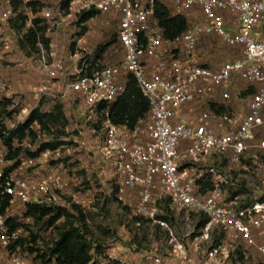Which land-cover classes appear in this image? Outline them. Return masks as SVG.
I'll use <instances>...</instances> for the list:
<instances>
[{
	"label": "built area",
	"instance_id": "2783aa9c",
	"mask_svg": "<svg viewBox=\"0 0 264 264\" xmlns=\"http://www.w3.org/2000/svg\"><path fill=\"white\" fill-rule=\"evenodd\" d=\"M160 2L169 3L171 16L190 17L192 26L168 38L156 18ZM17 3L19 11L30 15L27 28L41 18L51 32L64 27L70 17L90 10L118 22L122 60L88 75V60L79 55L84 36L76 39L69 82L59 96L68 100L76 95L86 121H93L99 117V104H112L125 93L124 75L132 74L149 102L147 115L132 129L114 123L109 110L99 119L102 150L112 162L113 178L135 192L134 215L159 223L163 229L167 223L158 216L166 204L177 213L184 212L190 228L192 214L208 218L196 228L193 240L201 250L200 260L189 252V244L170 231L172 253H133L115 242L93 264H241L232 261L235 244L253 247L264 256V200L245 207H238L237 199L227 202L226 180L220 175L214 176L213 188L206 195L197 192L207 158L226 156L230 166L240 167L251 150L255 131L264 126V0H0V45L6 50L13 48L10 20L17 15ZM32 6L41 9L34 14ZM211 39L240 48L242 57L219 66L203 65L198 47ZM39 47L40 57L31 60L39 62L46 77L41 93L54 98L57 89L53 86L65 67L61 61L48 59L42 44ZM239 80L254 88L248 112L212 110L219 90ZM223 98L229 100L231 94L226 92ZM260 147L264 150V140ZM7 155L0 145V189L10 207L51 203L58 192L80 204L64 172L53 164L52 151L22 157L14 168ZM9 218V213L0 214V264H30L17 245L23 229L12 230ZM216 230L224 237L213 247L211 237ZM190 237L188 231L187 241Z\"/></svg>",
	"mask_w": 264,
	"mask_h": 264
},
{
	"label": "rangeland",
	"instance_id": "374dc122",
	"mask_svg": "<svg viewBox=\"0 0 264 264\" xmlns=\"http://www.w3.org/2000/svg\"><path fill=\"white\" fill-rule=\"evenodd\" d=\"M77 21L78 17L75 18L72 16L68 19L64 27L53 29L49 34L52 39L53 45L51 47L53 50L52 53L54 54L53 56L51 54L50 60L61 61L65 67L64 72L60 74L57 80V85L60 88L56 90V96L54 98L44 95L41 93V90L33 92V94L32 91L20 92V90L19 92H12V86L0 74V99L4 97L11 98L14 106L9 110L14 109L15 111L13 118L4 122L6 128L13 129L16 125L24 123L29 118L31 106L38 107L41 103L46 107L43 110H46L48 106L52 107L54 105L52 103L53 100L64 102L59 94L69 82L67 77L68 69H71L74 65L72 58L74 53L71 51V45L76 39L81 38L78 35L80 27L76 25ZM86 27L88 32L84 35V38H81L80 48L82 51L80 50L79 52L80 57L91 60L99 45L111 42L112 45L105 53L101 64L112 65L122 60V50L115 42L118 31V22L116 20L109 15L99 14L90 20L86 24ZM10 38L13 48L9 51L3 45H0V68L1 71L5 70L9 73V76L12 74L19 80L22 79L20 77L28 73V63H23L22 58L19 57L20 51L16 46L19 36L12 31ZM199 49L202 56L203 54L206 56L211 55V59L213 60L212 64L215 65H221L242 57L240 48L227 45L219 40H203L199 45ZM35 63L42 70L39 62L34 61L33 65ZM1 83H5L6 88H2ZM236 86L242 89L239 92L240 94L237 93V96L235 95V91L232 90ZM229 91L231 93V99H235L238 102L244 99L247 100V96L253 93L251 84L246 81L233 82V86ZM68 101L70 102V109L66 111V115L69 118L68 125L64 128L58 127L57 130H52L51 135L48 132L44 133L40 130L39 126H35L36 136L29 137L24 143L23 148L25 151L35 153L43 143H49L55 139L63 142L64 145L61 146L57 153L52 152V162L58 164L62 169L70 183L72 193L76 194L81 202L77 204L71 195L65 194L61 195V201L59 197L58 203L68 209H71L73 204L82 207L87 215L88 224L95 238L99 241L97 245H107L120 237L126 240L128 236L134 234L135 230L131 222V217L137 201L136 196L132 193H127L123 196L124 201H120L116 191V186L119 184H116L115 182L117 181L107 172L108 170H106V165H104L101 157L100 148L103 146V141L99 138L101 137L100 131H94L93 133L90 131L92 125L85 122L78 109L79 102H77V99L73 95L68 98ZM25 108L29 110L26 111ZM263 140L264 126L259 128L255 133V139L250 150L251 153L249 152L246 158L247 160L243 161L246 166L235 167L232 165L228 168L223 163L224 160L214 161L217 165L221 164L218 170L224 173L229 179L228 190L230 195L242 186L246 190L245 193L238 196L237 202L239 205L252 203L255 199L261 198L264 195V151L260 148ZM9 215L14 217L23 226V235L28 236L33 232L40 237L39 243L44 251L56 241L58 233L56 227L65 221L63 219L56 223L54 227L43 230L42 225H38L33 219L26 217L25 212L20 210V207L12 208L9 211ZM186 217V214L173 213V224H167V228L165 229L173 232L177 239L189 244V252L196 256L197 260H200L201 250L197 249L195 243L193 244L194 238L192 237L193 234L196 235L197 233L195 231L196 220L191 216L189 217L190 221L193 222L190 228ZM24 226L28 228H24ZM150 226L153 227V225ZM188 231L191 233V241H187L186 238ZM153 234L154 230L151 229L150 235L152 236ZM215 238H217L215 235L211 237V244H213V239ZM165 241L164 237H162L159 243L161 249L167 246L168 242ZM235 245L240 249L243 247L241 244ZM201 246L204 247L205 243L201 244ZM249 250H246L247 258L241 264H264V257L260 256L255 249ZM238 258L239 255L236 254L232 258V261Z\"/></svg>",
	"mask_w": 264,
	"mask_h": 264
},
{
	"label": "trees",
	"instance_id": "16d2710c",
	"mask_svg": "<svg viewBox=\"0 0 264 264\" xmlns=\"http://www.w3.org/2000/svg\"><path fill=\"white\" fill-rule=\"evenodd\" d=\"M166 4H168V6ZM166 4L160 2L157 5L156 18L159 20L166 36L170 39H174L192 26L193 20L190 17L188 18L185 16H171L169 10L170 5L169 3ZM39 9H41V7L32 6V12L34 14L38 13ZM15 12H17V15L10 20V28L19 36V40H17L18 49L22 51L26 58L34 60L40 57L41 49L39 44H42L43 49L46 50L48 54V59H50L52 54V39L49 36L50 32L48 25H45L41 18H36L33 21V26L27 28L29 17L23 11H19V3L15 4ZM98 15L99 14L94 10L79 15L76 23V25L80 27L78 35L81 37L84 36L88 32L86 24ZM115 42L121 48L123 57V49L118 41L117 35ZM111 45V42L99 45L93 58L91 60L87 59L86 73L88 75H92L103 67L108 66L102 65L101 61ZM75 48L76 43H73L71 45V51L73 53L75 52ZM124 81L127 86L125 93L112 104H99L96 112L99 117L93 121H86L88 124L92 125V128L96 130L100 129L99 119L101 114L106 110L110 111V116L114 123L129 129H132L140 119L147 115L150 110L149 102L147 98L144 97L135 77L132 74L127 73L124 75ZM73 97L77 99L76 95H73ZM66 101L67 100H64V102L53 100L52 102L54 105L48 112L42 111V104L40 103L38 107L31 111L29 118L24 123L16 125L13 129H8L5 127L4 122L13 118L15 111L14 109H9L14 106V103L11 98L4 97L3 99H0V145L2 149L8 151L7 159L14 161L13 168L17 166L22 157H37L40 153L46 150L53 152L59 150L61 146L64 145L63 142L55 139L52 142L41 144L35 153L25 151L23 148L24 143L29 137L36 136L37 132L35 131V126H39L40 130L44 133L48 132L51 135L52 130H57L58 127L64 128L68 125L69 118L65 113L64 105L66 104ZM215 107H217L215 104L212 105L213 109ZM78 109L86 120L84 113L80 108ZM216 109L217 111L227 110L224 106H221L220 109ZM262 151L264 150L262 149ZM220 160H224L223 163L226 164L225 166L228 168L230 167L229 158L226 156H212L207 158L205 160V166L202 168L203 176L197 182V192L202 196L206 195L207 192L213 188L214 176L220 175L226 180L223 185L224 192L227 196V202H230L238 199V196L245 193L246 190L242 186L239 190L232 192L231 195L229 194V179L224 173H221L218 170L221 164L217 165L216 162H214ZM246 160L247 159H243V161ZM241 166H246V164L242 162ZM61 195L62 194L58 192L56 195L57 200L51 203L44 202L39 204H28L25 206H14L20 207V210L25 212L26 217L33 219L36 224H41L43 230H48L54 227L56 223L65 219L63 223L56 227L58 230L56 241L45 251L40 246V237L33 232L28 236L22 235L17 241L21 253L30 264H93L99 257L104 256L107 247L115 242L122 243L126 247L133 249V253H143L144 251L151 250L159 253H167V251L172 253L173 248L169 242L170 230L163 229L159 223H152L151 221L141 219L135 216L134 212H132L131 217V222L135 227L134 234L128 236L126 240L120 237L107 245H97V242L99 241L95 238V235L88 224L87 215L82 207L77 204H73L71 209L63 207V205L58 203L59 197L61 201ZM257 199L264 200V195ZM257 199H255V201ZM249 204L239 205L237 202L238 207H245ZM14 207H10L9 198L4 196L0 189V214L7 215L12 208L14 209ZM173 213H176V211L170 207L169 204H166L162 209V213L158 216V219L171 225L173 224L172 220L174 219L172 218ZM183 213L184 212H181L179 214ZM191 217L196 220L195 230L196 228L203 226L208 220L207 216L204 214H192ZM8 224L12 230L23 227L14 217L8 219ZM150 225H153V227ZM24 228L28 227L24 226ZM151 229L154 230L152 236L150 235ZM214 235L217 238L213 239V247L219 245L224 237V234L220 233L219 230H216ZM195 236L196 235L193 234L192 237L195 238ZM162 237H164V241L166 240L165 242H168L169 244H167V248L164 247V249L159 247ZM257 240L258 242H261L262 236L259 235ZM249 249L255 248L247 247L245 245H243L242 249L237 247L233 255L238 254L239 258L234 259L233 262L244 263L247 258V251H250ZM255 250L260 256L264 257L257 251V249Z\"/></svg>",
	"mask_w": 264,
	"mask_h": 264
},
{
	"label": "crops",
	"instance_id": "0c3cea01",
	"mask_svg": "<svg viewBox=\"0 0 264 264\" xmlns=\"http://www.w3.org/2000/svg\"><path fill=\"white\" fill-rule=\"evenodd\" d=\"M82 38H84V37H82ZM202 43V42H201ZM200 43V44H201ZM199 44V45H200ZM16 46H17V44H16ZM17 48H18V46H17ZM9 51V50H8ZM19 51H20V55H19V57H21L22 58V60H23V63H25V64H27L28 63V65H27V69H29L28 70V73L26 74V75H23V77H20V78H22V79H19V80H17V78H15L12 74L9 76V73L7 72V71H5V70H3V71H1V68H0V74H1V76L3 77V78H6V81H8L9 83H10V85L12 86V92H19L20 90V92H25V91H32V94H33V92H36V91H38V90H41V88H42V86L44 85V82H45V79H46V77H45V74H44V71L43 70H41V69H39L37 66H35V65H33V62H32V60H30V59H28V58H26L25 56H24V54L22 53V51L19 49ZM52 52H53V50H52ZM198 52H199V58H200V62L203 64V65H208V66H219V65H215V64H212V62H213V60L211 59L212 57H211V55L210 56H206L205 54H203V56L200 54V49H199V47H198ZM54 54L52 53V56H53ZM13 58V57H12ZM9 59H10V57H9ZM19 60H21L20 58H18ZM33 68H35V69H33ZM35 70H37V71H35ZM40 72H39V71ZM13 76V77H12ZM240 81V80H239ZM239 81H234V82H236V83H238ZM233 86V82H232V84L230 85V87H228L227 89H221V90H219V92H218V95H217V98H216V101H215V103H216V106L217 107H215L214 108V110L215 111H217V109L216 108H218V109H220L221 108V106H224L227 110H225V111H220V112H242V113H247L248 112V106H247V104H248V101H249V99H250V94H252V93H250L247 97V100L246 99H244V100H240V102H238L237 100H235V99H229V100H225L224 98H223V94L224 93H230V91H229V89L231 88ZM239 86H236L235 88H232V90L233 91H235V95L237 96V93H239V92H241L242 91V89H240V88H238ZM60 88V86L59 85H57V83L56 84H54V86H53V89L54 90H56V89H59ZM251 88H252V91L254 92V88L251 86ZM245 90V89H244ZM231 94V93H230ZM240 94V93H239ZM67 102V101H66ZM36 103H38L37 101H36ZM53 103V102H52ZM65 105V113H66V111L68 110V109H70V102L68 101L66 104H64ZM42 108V111H44V112H48V111H50V109H51V106H48L47 107V109L46 110H43L44 108H46V107H44V105H42L41 106ZM36 107L35 106H31V108H30V111H32L33 109H35ZM183 110H185L186 109V107H184V108H182ZM211 109L213 110V108L211 107ZM25 110L27 111V110H29L28 108H25ZM67 114V113H66ZM83 117V116H82ZM84 118V117H83ZM85 120V119H84ZM85 122H86V120H85ZM87 123V122H86ZM90 131H92V133L95 131H98L99 132V130H95L94 128H92ZM100 133V135H101V137H99V138H101L102 139V141L104 142V136H103V133H101V131L99 132ZM102 145H104V144H102ZM102 148H103V146L100 148V153H101V157H102V160H103V162H104V165H106V170H108L107 172L109 173V174H111V176H112V171H111V166H112V162H111V160L108 158V156L105 154V153H103V150H102ZM113 177V176H112ZM116 184H119V183H117V182H115ZM117 188H116V190H117V194L119 195V199H120V201H124V199H123V196H124V194H129V193H132L134 196H136L135 195V192L134 191H132V190H130V189H128V188H126L124 185H117L116 186ZM119 188V189H118ZM136 199H137V197H136Z\"/></svg>",
	"mask_w": 264,
	"mask_h": 264
}]
</instances>
